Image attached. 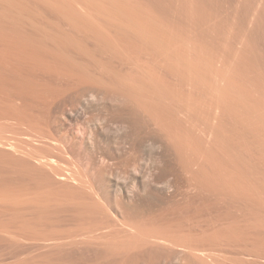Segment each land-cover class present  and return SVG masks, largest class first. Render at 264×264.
<instances>
[{
	"label": "bare ground",
	"instance_id": "obj_1",
	"mask_svg": "<svg viewBox=\"0 0 264 264\" xmlns=\"http://www.w3.org/2000/svg\"><path fill=\"white\" fill-rule=\"evenodd\" d=\"M180 192L239 225L143 210ZM195 238L264 258V0H0V244L39 247L13 264H217Z\"/></svg>",
	"mask_w": 264,
	"mask_h": 264
},
{
	"label": "rangeland",
	"instance_id": "obj_2",
	"mask_svg": "<svg viewBox=\"0 0 264 264\" xmlns=\"http://www.w3.org/2000/svg\"><path fill=\"white\" fill-rule=\"evenodd\" d=\"M1 130L5 134L10 135V136L19 135V133H21L20 131H18L17 129L13 127H5ZM24 137L25 136L20 137L23 142L26 141ZM57 161H59L58 165H60L62 169H66L65 172L69 171L70 167L75 165L77 162H78L77 165L85 168V170L87 169V173H89L90 176H94L93 178L95 179H97L100 176V174H102L101 172H103L102 171L103 168H102L101 163L99 162L100 161L99 159H70V160L69 159H57ZM70 161L73 163V165ZM156 209H158L160 213H162L163 215L167 216L169 220L171 219L173 222L177 224H181L182 226H188L189 224L194 225V229L196 233L198 234H199L198 230L200 229L204 230L208 227L210 228V226L211 228H213V226L215 227L218 225L217 223L223 224L224 222L230 225L233 224V225L238 226L240 215H242V212L237 211L232 206L230 208V206L216 203V201H214L211 198H207V197L200 196V195H195L193 193H185V192H180L175 198H172L171 200L165 203L163 201H160L158 205L143 202V210L153 211ZM98 222L99 221H92V220L90 221L76 220V221H71V222L60 221L58 222V224L63 225V226L65 224L85 226L89 228L100 225L99 228H101L102 224H98ZM199 239L202 240V242ZM195 241L199 242L198 244L201 246L200 249L202 250L205 249L204 251L205 254H207L206 250L209 253L214 252L213 253L214 258L209 257L211 258V262L213 261L212 259H214L217 264H264V258L256 257L252 255L251 253L245 252L239 246L238 243L237 244L230 243L225 246V244L222 245L220 241H218L217 243L209 242L206 240L204 241V239H201V238H195ZM24 244L22 243V244L17 245V244H9V243L1 242L0 244V264H10L11 262H12L11 264H13V262L15 263V261L17 260V257H20V259H22V258L27 257L29 254L30 255L38 254L39 247L35 244V242L33 243V241H29L28 243L26 242ZM81 251H82L81 253L79 251H73L72 253L68 252L67 255H66V252L65 253L63 252L64 254L61 253L60 254L61 256L59 254L55 256L62 258L64 255H66L63 257V259L65 258L68 259L70 257L69 258L70 260L68 259V261H70L71 263V260H73L72 263L74 264H77V262L78 264H118V261H113V260H109L108 263H106L107 261L105 263L103 261L101 262L100 255L96 254L95 251H91V250L90 252H88L89 250H81ZM143 254L145 256L147 254L148 256V257L147 256L143 257V264H174V263L178 264L176 260V257L178 256L177 250L147 249L146 251H144ZM79 255H82L83 257L82 256L80 257ZM212 263H215V262L213 261ZM122 264H133V263L130 261V262H122Z\"/></svg>",
	"mask_w": 264,
	"mask_h": 264
}]
</instances>
